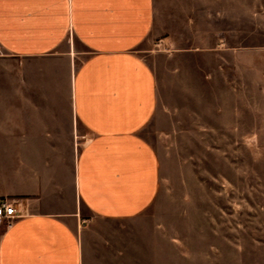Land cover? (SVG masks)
<instances>
[{"label":"crops","instance_id":"1","mask_svg":"<svg viewBox=\"0 0 264 264\" xmlns=\"http://www.w3.org/2000/svg\"><path fill=\"white\" fill-rule=\"evenodd\" d=\"M195 14L172 0H0V200L22 213L0 221V264H145L157 145L195 128L188 106L209 104L211 84L240 95L241 41Z\"/></svg>","mask_w":264,"mask_h":264},{"label":"rangeland","instance_id":"2","mask_svg":"<svg viewBox=\"0 0 264 264\" xmlns=\"http://www.w3.org/2000/svg\"><path fill=\"white\" fill-rule=\"evenodd\" d=\"M172 2L197 19L208 11L228 44L241 41V89L233 99L211 84L209 104L204 97L188 106L199 112V123L186 122L195 128L157 145L162 191L137 231L145 264H264V0Z\"/></svg>","mask_w":264,"mask_h":264},{"label":"built area","instance_id":"3","mask_svg":"<svg viewBox=\"0 0 264 264\" xmlns=\"http://www.w3.org/2000/svg\"><path fill=\"white\" fill-rule=\"evenodd\" d=\"M21 216L22 213L17 209L13 201L8 198L0 200V221L10 224Z\"/></svg>","mask_w":264,"mask_h":264}]
</instances>
